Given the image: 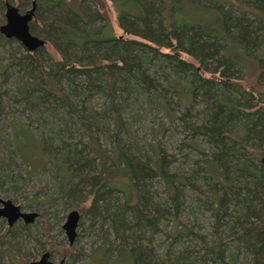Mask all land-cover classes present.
<instances>
[{"label": "rangeland", "instance_id": "1", "mask_svg": "<svg viewBox=\"0 0 264 264\" xmlns=\"http://www.w3.org/2000/svg\"><path fill=\"white\" fill-rule=\"evenodd\" d=\"M128 2L0 0V27L10 3L43 40L28 50L0 32V198L36 214L0 215V264H125L135 245L146 264L264 255V0ZM28 133L44 164L22 160ZM116 137L138 188L100 187L91 145L111 155Z\"/></svg>", "mask_w": 264, "mask_h": 264}, {"label": "trees", "instance_id": "2", "mask_svg": "<svg viewBox=\"0 0 264 264\" xmlns=\"http://www.w3.org/2000/svg\"><path fill=\"white\" fill-rule=\"evenodd\" d=\"M125 4L127 6H129L128 8H130V2H128V0H124ZM164 7V9H167V11H170L172 9V5L173 3H170V0H162ZM152 2L149 1L148 5H150ZM184 15L185 18L187 20H189L190 22H196L199 25L203 26L206 29H210L209 27V19L206 16L203 17H199L197 16V14L193 11H184ZM167 21L170 20L169 15L166 16ZM167 35V34H166ZM212 51H213V47H211ZM103 61L98 62V64H102ZM101 68H106L107 66H100ZM162 128V127H161ZM230 137L232 136V134H226V135H221L220 134V140H222L223 137ZM231 138V137H230ZM113 152L111 155H109L108 153H106L105 150L103 151H99L97 149V147H95L94 144L91 145V149L92 151L95 153L97 158L101 159V162H103L104 166L101 169V172L99 174V179H100V187H106L108 183H112V182H120V183H124L128 186H137V184L139 185V181L138 178L134 175V174H126L121 165H120V159L123 157V153L120 151V147L118 144V138L116 137V139L113 141ZM220 144L219 142L217 143V147H219ZM20 154H21V158L23 161L31 163L33 165H41L45 163V159L42 157L40 151H39V146L35 141V137L33 135H31V133H28L23 141L20 144ZM108 162H112L111 166H106V164ZM241 167V171H242ZM212 177H213V181L214 184H218L219 181V177H218V172L217 170L214 172H212ZM139 186H137L138 188ZM230 189L233 187V185H229L228 186ZM99 188V186H98ZM97 188V189H98ZM244 188V187H243ZM97 191V190H96ZM99 193V189L97 191ZM259 193V192H258ZM260 194V193H259ZM97 195L94 196V200L97 199L96 198ZM173 200L175 203L178 202V193L176 192L175 195L173 196ZM264 204V201H263ZM114 207H116V204H114ZM113 207V208H114ZM135 209H137L138 211V206L134 207ZM143 208L141 207L140 211L142 212ZM144 213V212H142ZM146 218L154 223L156 221V211L153 210L152 208H149V213H146ZM121 221H127L126 218L121 217ZM134 258V261L137 264H146V256H145V251L144 249H142L140 246L135 245L132 247V249L130 250V253L128 255V257L121 259V262L125 263V264H132L131 261H133L132 259ZM256 264H264V255L261 253H258L256 255Z\"/></svg>", "mask_w": 264, "mask_h": 264}, {"label": "water", "instance_id": "3", "mask_svg": "<svg viewBox=\"0 0 264 264\" xmlns=\"http://www.w3.org/2000/svg\"><path fill=\"white\" fill-rule=\"evenodd\" d=\"M33 17V11H27L22 13L16 6L7 3L5 22L0 27V32L9 38H15L20 41L28 50H36L39 46L43 45V40L38 36H35L30 31L29 23ZM264 163V156L262 158ZM0 203L3 207L0 208V215L6 216L9 220V224L12 225L17 219L23 217L27 221H30L35 213H23L18 205H15L10 200H3L0 198ZM80 218V213L78 210H72L68 216L67 220L63 225L70 241H73L76 236V227L78 220ZM34 264H57L49 260V253H44L39 261L34 262Z\"/></svg>", "mask_w": 264, "mask_h": 264}, {"label": "flooded vegetation", "instance_id": "4", "mask_svg": "<svg viewBox=\"0 0 264 264\" xmlns=\"http://www.w3.org/2000/svg\"><path fill=\"white\" fill-rule=\"evenodd\" d=\"M5 7H6V4H5Z\"/></svg>", "mask_w": 264, "mask_h": 264}]
</instances>
